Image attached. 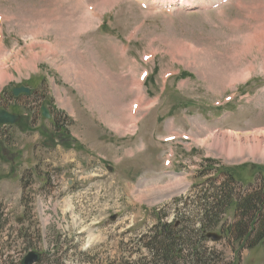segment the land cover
<instances>
[{"label":"rangeland","instance_id":"obj_1","mask_svg":"<svg viewBox=\"0 0 264 264\" xmlns=\"http://www.w3.org/2000/svg\"><path fill=\"white\" fill-rule=\"evenodd\" d=\"M0 15V108L21 115L0 128V264L28 239L59 264H149L157 224L185 228L206 188L264 185V0H0ZM19 84L69 133L37 95L14 102ZM205 244L200 263L264 264L262 243Z\"/></svg>","mask_w":264,"mask_h":264},{"label":"trees","instance_id":"obj_2","mask_svg":"<svg viewBox=\"0 0 264 264\" xmlns=\"http://www.w3.org/2000/svg\"><path fill=\"white\" fill-rule=\"evenodd\" d=\"M55 123L57 131L62 128L60 126L66 127L65 119L59 112L56 114ZM227 179H231L230 176ZM233 203L237 209L235 221L229 223L226 220L220 225L222 214ZM193 216L195 219H190V216L184 218L181 215V218L186 220L185 228L182 229H177L181 221L174 224L161 222L157 224L155 233L148 237V242L145 244L146 249L151 253L152 260L149 264H211L213 259L211 257L215 253H209L212 251L205 244L209 241L206 236L210 231L220 227L224 237L240 247H244L247 243L248 247L255 243L254 246H256L264 240V192L261 190L243 194L239 187L235 185L233 188L228 183H223L216 188L209 187L199 196L198 206L193 211ZM197 224H199L198 228L194 227ZM253 233L256 234V239ZM56 240L58 251L59 240ZM51 257L46 253L37 264H53L54 261L59 264V257L57 259ZM206 260L211 262L200 263ZM136 264L141 263L137 261Z\"/></svg>","mask_w":264,"mask_h":264},{"label":"water","instance_id":"obj_3","mask_svg":"<svg viewBox=\"0 0 264 264\" xmlns=\"http://www.w3.org/2000/svg\"><path fill=\"white\" fill-rule=\"evenodd\" d=\"M31 90H32L31 88L25 86H19L13 88V92L16 96L20 95L21 93H30ZM42 111H43V117L50 116L48 109L45 106L42 107ZM18 119H19V115L10 113L4 109H0V124H5V123L13 124ZM209 236H211L213 239L220 238V236L215 233H210ZM37 259H39V255L35 252H30L26 256L24 264H33Z\"/></svg>","mask_w":264,"mask_h":264},{"label":"bare ground","instance_id":"obj_4","mask_svg":"<svg viewBox=\"0 0 264 264\" xmlns=\"http://www.w3.org/2000/svg\"><path fill=\"white\" fill-rule=\"evenodd\" d=\"M184 1V0H183ZM186 1V0H185ZM89 5H91V4H89ZM88 5V6H89ZM98 5V4H97ZM100 5V4H99ZM251 5V4H250ZM84 6H86V5H84ZM92 6V5H91ZM95 6V5H94ZM93 6V7H94ZM250 8V7H249ZM258 9H260L259 7H258ZM263 9V8H262ZM88 11V10H87ZM90 13V12H89ZM263 20V19H262ZM257 25V24H256ZM264 30V29H263ZM256 33V32H255ZM254 34V33H253ZM260 35V34H259ZM256 38V37H255ZM254 43V42H253ZM251 46V45H250ZM246 47V46H245ZM250 49V48H249ZM245 51V50H244ZM246 51H248V50H246ZM204 65V64H203ZM134 81V80H133ZM136 81H137V79H136ZM137 82H139V80L137 81ZM133 83V82H132ZM134 83H135V81H134ZM220 83V82H219ZM137 85H139L138 83H136ZM137 100H141V98H138ZM135 102V101H134ZM220 136L221 137H225V136H228V138L230 139L228 142L229 143H231V142H233V139L231 140V138L232 137H234L235 135L234 134H231V133H229V134H224V133H220ZM254 139V138H253ZM221 142H223V141H219V144H221ZM237 143V142H236ZM242 143V142H241ZM248 143V142H247ZM257 143V142H256ZM238 144H240V143H238ZM248 150V149H247ZM250 150H253L252 148L250 149ZM249 151V150H248ZM252 153V152H251Z\"/></svg>","mask_w":264,"mask_h":264}]
</instances>
